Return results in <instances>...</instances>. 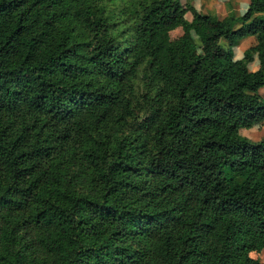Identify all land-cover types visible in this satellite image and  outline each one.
Listing matches in <instances>:
<instances>
[{
	"label": "trees",
	"instance_id": "trees-1",
	"mask_svg": "<svg viewBox=\"0 0 264 264\" xmlns=\"http://www.w3.org/2000/svg\"><path fill=\"white\" fill-rule=\"evenodd\" d=\"M262 87L264 0H0V264H264Z\"/></svg>",
	"mask_w": 264,
	"mask_h": 264
},
{
	"label": "rangeland",
	"instance_id": "rangeland-1",
	"mask_svg": "<svg viewBox=\"0 0 264 264\" xmlns=\"http://www.w3.org/2000/svg\"><path fill=\"white\" fill-rule=\"evenodd\" d=\"M182 5L190 2L193 4L198 10L202 12L216 13L219 16H224L228 11L234 10L238 13H242L246 10L248 0H180ZM185 17L190 20L191 14L190 12H186ZM183 32L181 26H177L173 29L170 34L172 37H177L181 35ZM195 42L199 45V39L196 35H193ZM221 45L224 49H227L228 45L225 40H221ZM255 39L252 36H248L242 39L239 44L232 48L233 58L237 59L243 56V52L250 45L254 44ZM229 51V50H228ZM257 57L254 56V60L249 64V68L253 70L257 67ZM259 93L264 96V87L259 90ZM240 133L252 140H259L260 138H264V121L253 125L251 128H242L240 129ZM251 256L254 258H259L260 261L264 263V251L259 253L252 252Z\"/></svg>",
	"mask_w": 264,
	"mask_h": 264
},
{
	"label": "crops",
	"instance_id": "crops-1",
	"mask_svg": "<svg viewBox=\"0 0 264 264\" xmlns=\"http://www.w3.org/2000/svg\"><path fill=\"white\" fill-rule=\"evenodd\" d=\"M256 68H254L253 70H255Z\"/></svg>",
	"mask_w": 264,
	"mask_h": 264
}]
</instances>
